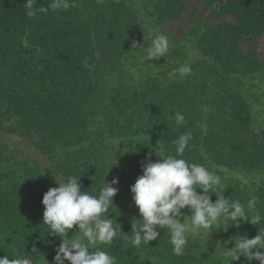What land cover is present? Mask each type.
Returning <instances> with one entry per match:
<instances>
[{
	"label": "trees",
	"instance_id": "obj_1",
	"mask_svg": "<svg viewBox=\"0 0 264 264\" xmlns=\"http://www.w3.org/2000/svg\"><path fill=\"white\" fill-rule=\"evenodd\" d=\"M69 3L29 18L23 0H0V257L27 252L32 264L49 257L58 235L45 232L41 201L58 187L57 169L80 175L81 191L93 195L104 177L118 180L108 217L122 233L105 247L119 264H149V256L157 264H226L199 241L175 256L166 229L143 249L123 239L139 218L130 187L142 163L158 159L155 148L175 155L174 141L191 131L183 158L221 175L217 194L245 205L255 194L264 218V0H199L203 15H211L187 33L197 54L174 31L161 57L153 54L154 35L186 10L175 1L142 6L149 22L133 0ZM224 15L225 27L218 21ZM185 63L193 73L180 77L173 70ZM175 112L184 114V124L175 123ZM12 137L18 143L10 144ZM232 223L222 218L217 228L228 248L233 237L252 238L264 227Z\"/></svg>",
	"mask_w": 264,
	"mask_h": 264
},
{
	"label": "clouds",
	"instance_id": "obj_2",
	"mask_svg": "<svg viewBox=\"0 0 264 264\" xmlns=\"http://www.w3.org/2000/svg\"><path fill=\"white\" fill-rule=\"evenodd\" d=\"M37 5V0H23L25 15L32 18L49 8L66 10L70 3L69 0H50L48 7ZM167 51L168 37L154 35L153 54L161 57ZM173 71L185 77L193 73V68L185 63ZM174 116L177 125L185 123L181 112H175ZM191 140V131L182 133L174 141L175 155L167 153L162 147L155 148L158 159L142 163V174L130 187L139 218L132 222L130 235L123 237L133 247H149L150 241H158L161 229H166L170 234L171 251L179 257L185 254L190 236L203 235L205 243L209 234L219 228L222 218L233 221L232 224L238 219L254 225L264 221L257 210L258 197L255 194L251 195L246 205L231 197L226 198L224 191L217 194L216 189L222 183L221 175L204 164L189 163L183 158ZM52 170L58 176L55 181L58 187L49 188L43 194L41 203L44 206L42 223L47 226L45 232L61 238L53 258L54 264H64L65 261L68 264H119L117 257L105 247L121 238L122 233L115 217H108L113 197L118 191L113 185L118 180L113 178L111 182H106L104 177L98 195H93L89 191H81L80 175H64L57 169ZM210 193L216 196L214 202ZM186 208L187 214H182ZM74 226L78 231L69 235ZM232 241L233 247H220L222 256L227 258L226 264L240 257L248 262L256 260L264 264V251H261L264 250V227H260L252 238L236 236ZM148 261L149 264H157L155 257L149 256ZM0 264H32V259L27 252L16 258L4 255L0 257Z\"/></svg>",
	"mask_w": 264,
	"mask_h": 264
},
{
	"label": "rangeland",
	"instance_id": "obj_3",
	"mask_svg": "<svg viewBox=\"0 0 264 264\" xmlns=\"http://www.w3.org/2000/svg\"><path fill=\"white\" fill-rule=\"evenodd\" d=\"M150 0H133V5L136 9H139V13L141 14V19L145 20L146 22H149L148 18H146V16L142 15V6L145 8H148L149 10H151L150 8V4H149ZM159 3H164L165 5L167 3H170V0H158ZM175 1L178 6L180 8H186V10L183 12V19L181 21H179L178 23H173L172 25H162L163 30L161 31V34H164L168 37V40H172L174 37V31L176 32V35L178 37H183L185 36L186 39H180L183 44L190 50V53L192 54H197V51L194 47L193 44H191L189 42V40L187 39V33L192 30L194 27H196L197 25H200V23H206L207 21L210 20V16L211 13L209 11H206V13L202 12L201 9V5H199V0H173ZM143 4V5H142ZM148 6V7H147ZM164 7V6H163ZM164 10V9H163ZM192 13H191V12ZM166 12H163L162 15H165ZM220 15V14H219ZM227 16H221V18H219V22H223L222 26L225 27L224 25L226 24ZM156 24V23H155ZM154 25V23H153ZM218 24L217 23H212L211 24V28L216 27ZM166 27V28H165ZM151 32V29L149 30ZM219 31V30H218ZM220 35H223L222 31H219ZM259 53L260 56L262 58V60H264V38L262 39V42L259 45ZM10 144H16L18 143V139L17 138H10L9 140ZM78 231V229L76 228V226L73 227L72 230H69V235H72L74 232ZM190 240L191 241H199L204 248L206 247L208 252H216V254H220L221 255V248H228V244L224 241V237L222 236V234H220L217 229H214L208 236V238L206 239L205 243V237L203 235H194V236H190ZM61 243V238L58 236L55 240V242L52 244L50 251H49V257L47 259H45L44 261H42L40 264H54V256L56 255V249L58 248L59 244ZM233 247V245H232ZM64 264H68L67 261L64 262Z\"/></svg>",
	"mask_w": 264,
	"mask_h": 264
}]
</instances>
